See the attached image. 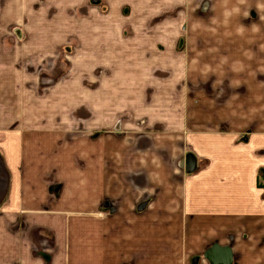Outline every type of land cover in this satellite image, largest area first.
Instances as JSON below:
<instances>
[{
  "label": "crops",
  "instance_id": "crops-1",
  "mask_svg": "<svg viewBox=\"0 0 264 264\" xmlns=\"http://www.w3.org/2000/svg\"><path fill=\"white\" fill-rule=\"evenodd\" d=\"M61 1L62 25L40 38L76 37L83 65L87 56H114L115 19L86 21L84 0L73 5L75 18L69 0H0V264H264V0L198 1L205 32L193 33L186 54L200 62L188 64L183 104L174 112L164 105L158 127L131 114L124 129L75 139L22 123L33 115L16 111L21 39L3 32L27 17L39 24L37 5L51 19ZM107 1H143L134 24L165 3ZM217 13L227 20L215 32ZM148 17L122 49L127 72L148 55L149 40H185L167 36L165 11Z\"/></svg>",
  "mask_w": 264,
  "mask_h": 264
},
{
  "label": "rangeland",
  "instance_id": "rangeland-1",
  "mask_svg": "<svg viewBox=\"0 0 264 264\" xmlns=\"http://www.w3.org/2000/svg\"><path fill=\"white\" fill-rule=\"evenodd\" d=\"M84 1L87 10L86 21L94 18H99L102 22H106V18L115 19L113 25L116 31L113 36L109 35L114 39V56L111 57L107 52L102 53L100 58L95 55L85 56L91 62L87 61L83 65L80 60L84 57L79 51L81 45L76 37L72 40L71 38L54 40V44L40 38L44 33L56 34L59 24L62 23L63 17L61 18L60 14L64 13L65 16L66 11L65 3L62 1L58 3L62 8L58 13H54L51 19L46 17L48 9L43 5H37L38 7L33 9L36 12L35 23L41 26L33 24L30 17L25 21L20 20L17 26H5L3 32L19 35L21 39V55L17 58V66L20 68L21 104L16 106V111L33 115L24 117L22 123L44 129L53 127L68 130L73 132L72 139L80 138L82 134L86 138H92L88 132L96 128L103 132L115 128L124 129L126 124L130 123L128 115H144L145 118L156 119V116L165 111L174 112L173 108H180V103L183 104L184 101L180 87L181 82L189 77L186 70L189 68L188 64L200 62L196 55L189 57L186 54L188 48L197 44L193 33L197 32L200 35L205 32V22L202 24L204 18L197 14L198 19H195L196 10L199 13L204 12L196 8L199 0H196V4L190 0H165L164 4L151 5L146 16H155L165 11L167 22L171 24L170 28L167 26V36L184 35L185 40H175L176 37L166 41L161 39L158 42L149 40L150 46L148 50H144L148 55L143 59L139 58L134 70L128 72L129 66L126 63L128 57L123 56L122 49H126V44L131 42L133 35L140 30L144 31L141 21L145 20L143 18L146 16L139 17L140 12L136 18L139 23L135 24L128 20L133 11L135 13L141 11L143 1H137L136 5L121 1L118 8L107 0H101L100 4L103 6L95 5L91 0ZM78 3L79 0H69V4L72 5L71 18L76 17L77 10L74 6ZM174 4L178 5L179 9L177 21L173 25ZM235 10L237 11V9L229 11ZM249 13L252 12H248V15ZM217 14L219 16L214 14L215 32L219 25L217 22L227 20V17L223 20L222 13ZM194 21L196 23L192 25ZM195 27L200 29L196 31ZM150 32L155 33V30ZM31 35L37 38L31 40ZM234 60L231 64L235 63ZM7 107L14 111L15 106ZM151 123L158 127L157 119ZM169 125L167 121V130H173V125ZM150 129H153V126Z\"/></svg>",
  "mask_w": 264,
  "mask_h": 264
},
{
  "label": "water",
  "instance_id": "water-1",
  "mask_svg": "<svg viewBox=\"0 0 264 264\" xmlns=\"http://www.w3.org/2000/svg\"><path fill=\"white\" fill-rule=\"evenodd\" d=\"M217 247H213L211 248L207 253H206V256L208 258H210L211 260H213V255H215V253L217 252L216 249Z\"/></svg>",
  "mask_w": 264,
  "mask_h": 264
}]
</instances>
